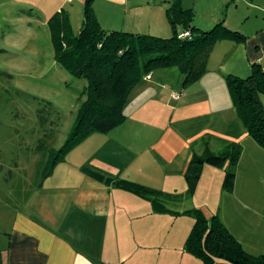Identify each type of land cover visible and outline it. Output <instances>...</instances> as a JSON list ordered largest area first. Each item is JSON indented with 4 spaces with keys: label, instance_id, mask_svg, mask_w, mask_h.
Segmentation results:
<instances>
[{
    "label": "crops",
    "instance_id": "crops-1",
    "mask_svg": "<svg viewBox=\"0 0 264 264\" xmlns=\"http://www.w3.org/2000/svg\"><path fill=\"white\" fill-rule=\"evenodd\" d=\"M66 1L55 11L65 10ZM112 1L118 4L93 3L105 30L172 36V29L164 28L165 12L176 0L154 7L164 9V16H149L164 19L160 28L161 21L143 25L139 20L144 19L132 13L144 0ZM218 1L219 8L208 13L197 5H210L211 0L189 3L187 10L202 17L191 24L207 31L223 21L244 39L216 42L206 72L184 92L177 88L180 81L183 89L184 80L177 68L145 76L129 95L123 124L88 137L49 177L21 198L17 195L13 205L0 198V264H152L148 247L151 240L160 243L158 228L193 207L185 179L193 156L208 151L229 157L233 144H241L242 153L233 168V192L221 191L225 209L219 213L224 227L255 255L248 244L254 241L255 227L264 223V150L238 118L226 78L249 76L254 64L264 70V7L254 0ZM252 10L258 13L253 16ZM218 46L220 60L214 64ZM228 166L229 159L224 169ZM141 188L157 193L145 194Z\"/></svg>",
    "mask_w": 264,
    "mask_h": 264
},
{
    "label": "trees",
    "instance_id": "trees-1",
    "mask_svg": "<svg viewBox=\"0 0 264 264\" xmlns=\"http://www.w3.org/2000/svg\"><path fill=\"white\" fill-rule=\"evenodd\" d=\"M95 0H85L81 28L75 33L66 10L56 12L48 21L56 61L71 76L86 82L76 119L70 136L58 152L52 154V163L43 174L49 177L66 155L93 134H107L126 120L125 106L132 90L155 70L177 68L184 77L183 87L190 86L207 70V60L213 45L221 40H243L244 37L219 23L210 30H202L191 22L192 10H184L176 0L167 10L172 36L157 37L105 30L94 12ZM182 28V30H178ZM190 32L181 39L180 33ZM227 86L233 107L249 136L264 148V70L252 66L247 78L228 76ZM242 153L241 144H233L229 157L206 152L194 155L185 179L189 193L198 185L203 167L229 166L223 190L232 193L236 167ZM133 191L137 192L136 189ZM145 194L157 191L141 188ZM204 213H199L189 234L184 251L199 258L202 264H264V255L247 253L241 244L216 218L210 223Z\"/></svg>",
    "mask_w": 264,
    "mask_h": 264
},
{
    "label": "rangeland",
    "instance_id": "rangeland-1",
    "mask_svg": "<svg viewBox=\"0 0 264 264\" xmlns=\"http://www.w3.org/2000/svg\"><path fill=\"white\" fill-rule=\"evenodd\" d=\"M148 1L144 0L145 4L132 13L137 18L144 19L139 20L143 25L148 21L157 24L161 21L160 28L164 19L149 16H156L158 12L164 16V9H160L163 8L164 0ZM63 2L64 0H0V198L10 206L17 195H23L30 186H36L43 180L44 172L52 163V154L66 144L75 123L81 94L86 87L84 80L71 76L55 59L48 21L56 13L57 6ZM69 2L67 0L63 8L69 14L73 31L77 33L81 28L84 0ZM178 2L181 5L185 3L186 7L182 8L187 10L188 4L193 0ZM211 2L207 6L198 4L197 9L208 13L213 8H219L218 0ZM254 2L264 7V0ZM114 3L112 0H103L102 5L107 7ZM150 6L152 9H148ZM155 6L160 8H154ZM250 12L253 16L258 13L256 10ZM165 16L167 22L164 28L169 26L172 29L166 12ZM194 19L202 20L201 13H195ZM220 23L224 24L223 21ZM219 49L218 46L212 57L214 64L220 60ZM198 80L183 89L178 81V91H186ZM233 168L229 170L234 171ZM226 173L224 167L207 164L203 167L192 194V209L173 216L169 225L158 228L160 243L150 241L149 246L153 244L148 247L152 264L161 261L164 264H202L199 258L183 251L184 242L200 212L206 215L210 223L216 218L223 225L219 212L223 213L225 209L220 202V195L224 182L222 178H225ZM261 178L264 179V165ZM228 220L227 218L226 221ZM255 228L252 236L254 241L248 246L254 256L264 255V223Z\"/></svg>",
    "mask_w": 264,
    "mask_h": 264
},
{
    "label": "built area",
    "instance_id": "built-area-1",
    "mask_svg": "<svg viewBox=\"0 0 264 264\" xmlns=\"http://www.w3.org/2000/svg\"><path fill=\"white\" fill-rule=\"evenodd\" d=\"M179 37H180L181 39L188 38V37H190V32H189V31H186V32H184V33H180ZM148 79H150V77H148ZM175 98L178 99V95L175 96Z\"/></svg>",
    "mask_w": 264,
    "mask_h": 264
}]
</instances>
